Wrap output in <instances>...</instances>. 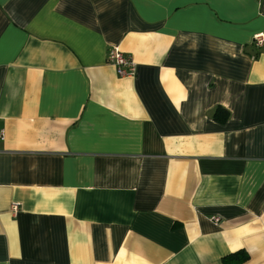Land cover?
I'll return each instance as SVG.
<instances>
[{
    "label": "crops",
    "instance_id": "obj_1",
    "mask_svg": "<svg viewBox=\"0 0 264 264\" xmlns=\"http://www.w3.org/2000/svg\"><path fill=\"white\" fill-rule=\"evenodd\" d=\"M260 32L264 0H0V264H264Z\"/></svg>",
    "mask_w": 264,
    "mask_h": 264
},
{
    "label": "built area",
    "instance_id": "obj_2",
    "mask_svg": "<svg viewBox=\"0 0 264 264\" xmlns=\"http://www.w3.org/2000/svg\"><path fill=\"white\" fill-rule=\"evenodd\" d=\"M253 44L256 47L264 46V33H256L252 39ZM107 61L110 62L114 67L118 75H133L135 72V65L132 59L125 55L118 47L113 46L108 55ZM2 139V134L0 133V141ZM13 209H16V205H13ZM214 222L219 221V217H212Z\"/></svg>",
    "mask_w": 264,
    "mask_h": 264
},
{
    "label": "trees",
    "instance_id": "obj_3",
    "mask_svg": "<svg viewBox=\"0 0 264 264\" xmlns=\"http://www.w3.org/2000/svg\"><path fill=\"white\" fill-rule=\"evenodd\" d=\"M219 111L221 113H219ZM213 118L219 122H225L228 118V112L222 108H216L213 112ZM249 258L247 251L243 249L236 250L221 258L222 264H242Z\"/></svg>",
    "mask_w": 264,
    "mask_h": 264
}]
</instances>
